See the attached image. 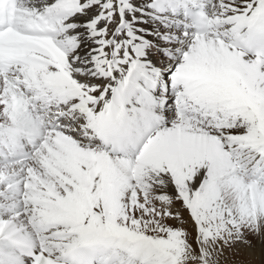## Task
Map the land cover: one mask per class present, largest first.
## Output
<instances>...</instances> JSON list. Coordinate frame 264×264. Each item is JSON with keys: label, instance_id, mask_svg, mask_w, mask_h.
I'll list each match as a JSON object with an SVG mask.
<instances>
[{"label": "snow or ice", "instance_id": "1", "mask_svg": "<svg viewBox=\"0 0 264 264\" xmlns=\"http://www.w3.org/2000/svg\"><path fill=\"white\" fill-rule=\"evenodd\" d=\"M226 251L264 264V0H0V264Z\"/></svg>", "mask_w": 264, "mask_h": 264}, {"label": "rangeland", "instance_id": "2", "mask_svg": "<svg viewBox=\"0 0 264 264\" xmlns=\"http://www.w3.org/2000/svg\"><path fill=\"white\" fill-rule=\"evenodd\" d=\"M256 244V250L259 251V241H254ZM227 254H224V256L221 258V264H234L235 258L230 254L229 251H226Z\"/></svg>", "mask_w": 264, "mask_h": 264}, {"label": "bare ground", "instance_id": "3", "mask_svg": "<svg viewBox=\"0 0 264 264\" xmlns=\"http://www.w3.org/2000/svg\"><path fill=\"white\" fill-rule=\"evenodd\" d=\"M225 254H227V253L225 252Z\"/></svg>", "mask_w": 264, "mask_h": 264}]
</instances>
